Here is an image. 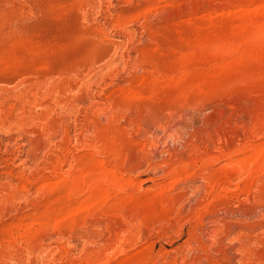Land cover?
<instances>
[{"label": "rangeland", "instance_id": "rangeland-1", "mask_svg": "<svg viewBox=\"0 0 264 264\" xmlns=\"http://www.w3.org/2000/svg\"><path fill=\"white\" fill-rule=\"evenodd\" d=\"M0 264H264V0H0Z\"/></svg>", "mask_w": 264, "mask_h": 264}, {"label": "bare ground", "instance_id": "bare-ground-1", "mask_svg": "<svg viewBox=\"0 0 264 264\" xmlns=\"http://www.w3.org/2000/svg\"><path fill=\"white\" fill-rule=\"evenodd\" d=\"M106 85V84H105Z\"/></svg>", "mask_w": 264, "mask_h": 264}]
</instances>
